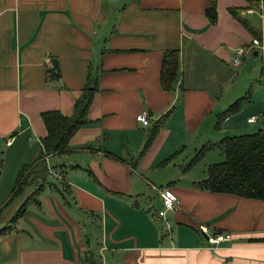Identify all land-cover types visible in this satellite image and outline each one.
<instances>
[{"label": "crops", "instance_id": "crops-1", "mask_svg": "<svg viewBox=\"0 0 264 264\" xmlns=\"http://www.w3.org/2000/svg\"><path fill=\"white\" fill-rule=\"evenodd\" d=\"M239 19L264 43V10L249 0H0V230L25 205L0 238V264H264V201L198 187L223 161L214 155L222 139L264 131V58L231 63L254 40ZM171 50L178 70L167 90L160 73ZM89 71L98 75L90 124L40 175L41 114L70 116ZM143 111L150 127L137 122ZM31 164L30 184L13 197ZM162 188L178 208L160 218ZM200 225L232 240L213 248Z\"/></svg>", "mask_w": 264, "mask_h": 264}, {"label": "trees", "instance_id": "trees-1", "mask_svg": "<svg viewBox=\"0 0 264 264\" xmlns=\"http://www.w3.org/2000/svg\"><path fill=\"white\" fill-rule=\"evenodd\" d=\"M206 14L211 22L215 21L213 5ZM239 21L252 33L255 40L262 43L259 35L246 21L241 19ZM51 68V70H47V80H58L60 74L57 63L51 61ZM177 70L178 51H167L160 73L161 85L164 89H172L176 81ZM97 76L96 72L93 74L89 71L81 96L76 100L73 113L70 116H63L57 111L41 114L47 135L41 140L40 153L34 163L38 165V174L42 175L47 172L45 164L47 156L68 153L69 141L73 135L83 126L90 124L88 110L93 96L98 90ZM238 107V102L233 104L222 113L220 119L235 112ZM158 128L156 126L152 130L148 142L152 140ZM218 148L224 157L223 161L207 167V178L199 183L198 187L215 194H231L246 199L264 201V131L224 138L219 142ZM207 150V147L199 149L187 167H192L201 161ZM34 164L25 166L20 172L13 197L20 194L30 184V177L34 174ZM31 199H34V195L29 200ZM24 214L25 205L16 213L9 225L0 230V238L10 233L13 230V224Z\"/></svg>", "mask_w": 264, "mask_h": 264}, {"label": "built area", "instance_id": "built-area-1", "mask_svg": "<svg viewBox=\"0 0 264 264\" xmlns=\"http://www.w3.org/2000/svg\"><path fill=\"white\" fill-rule=\"evenodd\" d=\"M249 1L255 4L256 11L261 13L264 10V0H249ZM254 12L255 11L252 8L247 9L248 14H253ZM253 53H257L262 58H264V43L263 42L260 43L259 41L254 39L249 43V45L236 49L234 58L231 61L232 65L238 67L239 65L242 64V61L245 57H251ZM136 119L137 122L141 124L143 127H150L152 124V117L146 111L141 112ZM247 122L254 123L255 118H250L248 119ZM14 141L15 138L12 137L9 138L6 143L8 146H10L14 143ZM157 192L163 206V211L158 212V216L160 218L164 217L167 211H175L178 208V201L171 194L169 189L166 188L157 189ZM198 232L204 237H206L208 244L213 248H216L217 245L222 244L224 242L231 241L233 237L232 234L230 233H222V234H215L213 236H209L207 235L208 229L203 225L198 226Z\"/></svg>", "mask_w": 264, "mask_h": 264}, {"label": "rangeland", "instance_id": "rangeland-1", "mask_svg": "<svg viewBox=\"0 0 264 264\" xmlns=\"http://www.w3.org/2000/svg\"><path fill=\"white\" fill-rule=\"evenodd\" d=\"M214 155L217 157V155H222V154H221V152H220L219 149H216V150L214 151ZM222 158H223V155H222ZM200 165H203V164H200ZM199 167H201V166H198V169H201V168H199ZM30 178H31V177H30Z\"/></svg>", "mask_w": 264, "mask_h": 264}, {"label": "water", "instance_id": "water-1", "mask_svg": "<svg viewBox=\"0 0 264 264\" xmlns=\"http://www.w3.org/2000/svg\"><path fill=\"white\" fill-rule=\"evenodd\" d=\"M255 55H256V53H255ZM206 238V237H205Z\"/></svg>", "mask_w": 264, "mask_h": 264}]
</instances>
